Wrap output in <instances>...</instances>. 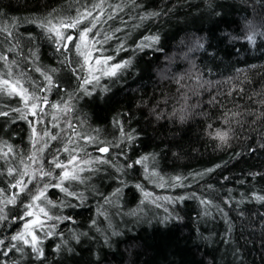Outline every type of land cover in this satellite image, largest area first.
<instances>
[{
	"label": "snow or ice",
	"instance_id": "obj_1",
	"mask_svg": "<svg viewBox=\"0 0 264 264\" xmlns=\"http://www.w3.org/2000/svg\"><path fill=\"white\" fill-rule=\"evenodd\" d=\"M243 2L248 6L244 8L245 12L251 8L252 18L246 16L242 27L237 24L234 31H227L220 28L226 15L225 6L216 0H207L201 18L207 15L213 20L215 31L210 30V36L194 35L185 45L187 51L182 58L191 65L190 68L182 71L176 56L172 55L166 57L163 68L156 70L162 83L176 85L175 103L179 107L174 105L167 111V98L154 104L142 100L136 108L143 110L150 121L163 120L183 126L197 115H203L199 98L206 85L212 84L211 80L204 79L205 75L211 74V69L207 73L200 71L191 59V53L204 52L214 61L219 52L209 51L215 47L213 40L231 45L229 55L232 52L238 54L249 45L253 49L264 48V0ZM149 7L144 0H119L115 4L105 3V0H73L60 9L44 5L43 10L38 8V14L30 17H10L0 8V96L6 98L0 104V119H3L0 124V264H66L68 257L79 255L75 245L96 242V233L102 237L99 241L101 249L111 250L119 243L118 238L124 236V231L114 226L112 219L139 215L135 210L121 212L126 191L139 192L141 205L150 198L155 209H163V216L155 219L156 224L165 229L173 223H183L181 212L189 201L203 206L198 216L215 219L210 211L215 209L228 225L221 239L225 244H231L233 221L225 208H239L245 203V194L240 193L241 199L234 202L229 190L228 198H221L224 207H220L196 190L202 182L206 190H214L205 178L221 168L220 164L203 171L175 174L165 180L162 161L169 153L179 159L181 153L172 152L170 148L143 149L144 129L133 126L134 120L140 123L135 112H116L109 126L103 129L85 127L86 118H77L84 106L94 108L110 104L113 87L126 82L129 76L143 79L142 62L148 65L151 78L155 61H144L143 57L148 52L164 51L162 34L156 32L143 37L139 43L133 41L135 47L130 49L126 46L127 40L119 35L121 32L128 35L124 27L110 25L111 35L103 27L109 22L126 24L123 15L133 19L135 13V19L144 21L166 14L149 12ZM24 24L31 25L30 29H24L27 35L20 32ZM112 41L114 45L110 43ZM181 43L185 44L184 41ZM238 43L239 48L236 47ZM44 47L51 53L52 67L39 64V53ZM129 52L128 58L121 56V53ZM141 53L143 55L136 60V55ZM29 72L37 73L38 79L31 78ZM186 79L194 80V84L186 85ZM230 112V109H222L219 126L214 129L212 124L207 126V135L220 146H230L236 127L241 124L238 119L241 114L231 112L230 115ZM249 115L253 121L264 122V111L260 116ZM20 124L26 125L25 131L29 134L27 153L9 143ZM109 127L114 131H109ZM259 148L264 149V143H260ZM256 151L249 146L248 153ZM234 155L241 156L242 153ZM257 177L264 180V170L247 173L249 180ZM223 179L228 180V177ZM150 182L161 188L167 185L175 195H153L145 190V184ZM53 190L62 194L56 201L49 195ZM92 201L96 205L95 215L88 218V231H78L80 225L73 213L79 215L77 210L83 209L93 211ZM248 202H259L264 207V194L250 192ZM245 211L248 210L239 209L238 217L244 219ZM256 214L264 221V212ZM98 217L108 222L107 228L100 227ZM142 220L152 224V218L146 216H141L137 223ZM69 224L74 227L66 234L61 225ZM48 241H52L51 258L46 251ZM88 251L92 252L91 249ZM232 251L243 264L240 249L233 248ZM90 264H106L100 250L92 252Z\"/></svg>",
	"mask_w": 264,
	"mask_h": 264
},
{
	"label": "trees",
	"instance_id": "obj_2",
	"mask_svg": "<svg viewBox=\"0 0 264 264\" xmlns=\"http://www.w3.org/2000/svg\"><path fill=\"white\" fill-rule=\"evenodd\" d=\"M73 0H0V8L8 12L10 17H30L38 14L37 9L43 10L44 5L50 8L60 9ZM119 0H105V3H118ZM145 4L150 5L149 12L161 11L166 14L156 19H145L139 21L129 19L128 15H123L122 19L126 24H115L109 22L103 27L111 35V27H124L128 33L121 32L119 35L127 40V47L134 48L133 41L139 43L143 37L150 36L156 32L162 34V52H148L143 57L144 61H155L152 64L151 78L147 72L148 65L141 63L145 69L143 79L139 76H129L126 82H121L113 87L112 101L108 105H98L94 108L84 106L80 109L78 119H85V127L105 128L109 126V121L116 112L132 111L136 114V119L140 123L133 121V126L143 128L144 142L143 149L148 151H160L161 149H171L172 152H180L177 159L169 153L166 160H163L161 167L162 175L167 180L169 176L175 174H189L195 171H203L206 168L220 164L221 168L207 176L205 179L213 185L214 190H206L203 182L196 190L203 192L204 195L213 199L215 204L224 207L222 199H227L226 195L231 190L233 201L241 199L240 193L245 194V203L240 204L236 210L225 211L233 221V232L231 244H225L221 237L224 236L228 227L221 218L220 213L215 209H210L212 216H198L203 206L196 201H189L184 205L181 216L184 217L183 223L171 224L167 229L156 224L155 217L163 216V209H155L150 203V198L145 199L143 205L140 204L142 195L139 192L126 191L124 197V207L121 212L128 213L135 210L138 216H115L112 224L119 230L124 231V236L115 243L111 250L101 249L99 233H96V242L88 241L82 245H75L79 255L68 257L66 264H90L92 252L100 250L102 258L106 264H241V260L233 254V248H239L243 258V264H264V221L260 220L257 212H264L259 202H248L250 192L264 194V180L257 177L254 180L247 178L250 171L264 170V149L259 148L260 143H264V122L261 120L253 121L250 113L260 116L264 111V48H248L241 50L238 54L232 52L231 45L220 44L213 40L215 45L209 51L219 52L218 57L213 61L204 52L191 53L190 57L198 66L199 70L207 73L211 69L210 75H205V80H211V85H206L199 98L201 103L200 111L203 115H197L189 120L187 124L180 126L171 122H155L143 110L136 108L137 104L143 102L154 104L162 102L167 98L169 103L166 110L170 111L172 106L179 107L175 103L178 96L174 83H162L157 75V69L163 68L167 56H176V63L181 70L190 68V64L182 57L187 51L186 44L190 43L193 36H210V30L215 31L213 20L207 15L201 18L207 0H144ZM218 4L224 5L226 15L220 28L227 31H234L237 24L241 27L244 18L251 19V8L248 12L244 11L248 7L243 0H216ZM144 15L143 12L140 13ZM235 21L236 23H233ZM138 24L139 27H133ZM231 24V27L228 25ZM30 29L31 25L24 24L20 32L27 35L24 29ZM219 35V32H216ZM184 41L185 44H182ZM113 45L114 41L110 42ZM239 48L240 44H236ZM131 53H121V56L128 58ZM137 54L136 60L140 56ZM39 64L45 67H52L51 53L44 47L39 53ZM32 67H35L33 65ZM240 71H237V70ZM175 71V66L173 68ZM138 71V69H136ZM31 78L38 79V74L29 72ZM75 83V82H74ZM186 85L192 86L194 80L185 81ZM243 89V91H238ZM163 93V96L161 95ZM5 97L0 96V104L5 101ZM210 101H215L210 103ZM79 109L80 106L77 105ZM222 109H230L231 112H238L241 115L238 119L241 124L236 127L234 137L230 146H220L218 141L209 138L207 132L208 125L212 124L213 129L219 126L218 117ZM231 112L229 113L231 115ZM3 119H0V124ZM26 125L16 126L13 139L9 143L14 144L18 149L25 153L29 150L28 133L25 131ZM39 131V129H38ZM109 131H114L109 127ZM20 137H24L20 140ZM7 139V137H4ZM19 141V142H18ZM256 148L257 151L248 153V148ZM242 153L241 156L234 155ZM223 177H228L224 180ZM137 181H130V183ZM223 185V187H221ZM195 187V185H194ZM105 190L108 189L105 187ZM145 190L155 196H171L175 192L167 187L155 186L154 182L146 183ZM176 191H185L177 189ZM50 197L56 201L58 194L53 190L49 193ZM139 205V207H138ZM93 211L88 209L77 210L79 215L73 213L78 221V231H88V218L95 215V201H92ZM235 208V203H233ZM247 209L245 218L238 217L239 209ZM141 216L152 218V224L145 221L137 223ZM98 223L102 229L108 227V222L103 221V217H98ZM73 225H61L67 234L68 229ZM201 237H208L207 240ZM52 241H48L46 251L51 258ZM91 249L92 252H89Z\"/></svg>",
	"mask_w": 264,
	"mask_h": 264
}]
</instances>
